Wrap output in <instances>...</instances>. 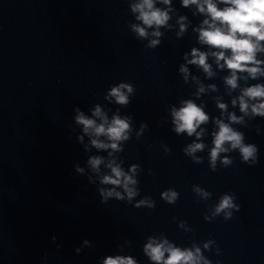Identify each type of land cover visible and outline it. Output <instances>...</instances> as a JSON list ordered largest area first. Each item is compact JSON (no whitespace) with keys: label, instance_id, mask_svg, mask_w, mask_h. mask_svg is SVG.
I'll use <instances>...</instances> for the list:
<instances>
[{"label":"clouds","instance_id":"1","mask_svg":"<svg viewBox=\"0 0 264 264\" xmlns=\"http://www.w3.org/2000/svg\"><path fill=\"white\" fill-rule=\"evenodd\" d=\"M180 8L191 12L192 17L199 18L193 25L187 14H181L174 0H128L129 9L135 22L128 24L129 29L138 41H146L144 47L154 50L162 43L165 32L175 33L182 39L189 28L195 34L196 46L182 55L178 74L186 85H195L192 98H181L178 104H169L165 111L170 118V131L177 136L186 135L193 138L182 152L195 164H203L204 157L198 155L207 151L208 166L212 172L218 167L228 168L233 164V152H238L241 163L250 167L258 163L259 148L255 143L245 142L243 131L234 125L250 127L249 121L264 118V0H178ZM192 68L202 73L193 74ZM220 73H224L222 76ZM222 80L223 95L219 93L216 83H205L214 78ZM136 88L131 82H119L111 85L103 99L107 104L95 103L86 114L79 106L74 107L73 121L80 129L76 135L77 142L87 155L84 166L74 165L75 173L85 176L88 183L96 186L102 205L112 199L126 202L134 208L154 209L155 200L151 196L141 195L139 174L143 171L139 163L130 164L125 169L120 154L124 145L133 138L139 140L148 129L146 122H141L139 129L134 128V116L123 114L135 96ZM208 95L214 101L218 116L206 111L207 104L201 98ZM224 96L230 98L224 102ZM197 101H200L197 103ZM109 104L116 105L113 111ZM238 109L239 114H237ZM111 113V115H109ZM212 130L209 132L208 125ZM255 127L257 135L261 134L259 126ZM211 136V143L205 138ZM167 154L172 149L167 144L161 145ZM95 150V154L93 153ZM106 153V155L102 154ZM148 174L153 175L151 169ZM192 192L197 203L208 201L212 193L199 184L192 185ZM180 193L168 188L160 193V198L167 204L174 205ZM205 221H212L223 216L225 221L240 210L236 203L235 193L226 192L220 195L214 205H207ZM176 220V217H173ZM178 227L185 233L193 232L187 221H178ZM55 244L57 237L53 236ZM132 241L125 240L117 245L118 254L105 255L97 264H140L131 255L124 254L125 246L131 247ZM57 250L62 245L56 244ZM90 240L84 239L75 249L80 254L83 249L91 248ZM215 247L219 256L220 249L213 239L197 242L192 240L190 246H179L161 232L149 235L142 245V252L149 264H213L204 253ZM47 258L48 253H44ZM215 264H221L216 260Z\"/></svg>","mask_w":264,"mask_h":264}]
</instances>
